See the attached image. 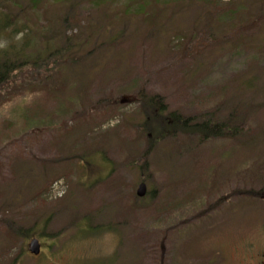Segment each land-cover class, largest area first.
<instances>
[{
	"label": "rangeland",
	"instance_id": "rangeland-1",
	"mask_svg": "<svg viewBox=\"0 0 264 264\" xmlns=\"http://www.w3.org/2000/svg\"><path fill=\"white\" fill-rule=\"evenodd\" d=\"M0 27L40 52L0 87V264L264 262V0H0ZM139 90L227 128L149 147Z\"/></svg>",
	"mask_w": 264,
	"mask_h": 264
},
{
	"label": "trees",
	"instance_id": "trees-1",
	"mask_svg": "<svg viewBox=\"0 0 264 264\" xmlns=\"http://www.w3.org/2000/svg\"><path fill=\"white\" fill-rule=\"evenodd\" d=\"M8 23L7 19L2 20L1 26ZM27 32L25 31L26 35ZM22 39L19 46L9 44L7 48L0 50V87L10 83L15 70H19L26 65L33 66L40 59V52L36 54L39 57H32L26 53V49L28 48L27 42L25 37ZM12 57L15 60H12ZM134 96L141 103L142 109L146 113L143 127L151 132L152 138H147L149 147L152 145V141L155 142L157 139L174 137L177 133L196 135L205 139L223 134L225 128L222 124L227 128L226 121L221 122L222 124L219 122L213 123L211 119L208 118V120L203 117L200 122H193L192 118L183 117L176 112L165 114V104L161 102V98L159 96H147L143 90H139Z\"/></svg>",
	"mask_w": 264,
	"mask_h": 264
},
{
	"label": "water",
	"instance_id": "water-1",
	"mask_svg": "<svg viewBox=\"0 0 264 264\" xmlns=\"http://www.w3.org/2000/svg\"><path fill=\"white\" fill-rule=\"evenodd\" d=\"M125 99H120V103H124ZM146 193V186L144 183H140L137 187L136 190V196L137 197H142L144 196ZM28 251L33 254L36 255L39 253V243L37 239H33L30 241L29 245H28Z\"/></svg>",
	"mask_w": 264,
	"mask_h": 264
},
{
	"label": "flooded vegetation",
	"instance_id": "flooded-vegetation-1",
	"mask_svg": "<svg viewBox=\"0 0 264 264\" xmlns=\"http://www.w3.org/2000/svg\"><path fill=\"white\" fill-rule=\"evenodd\" d=\"M39 243V242H38ZM40 250H41V248H40V243H39V253H40ZM39 253L38 254H36V255H39ZM264 255V254H263ZM264 262H263V260L261 259L259 262H258V264H263Z\"/></svg>",
	"mask_w": 264,
	"mask_h": 264
},
{
	"label": "built area",
	"instance_id": "built-area-1",
	"mask_svg": "<svg viewBox=\"0 0 264 264\" xmlns=\"http://www.w3.org/2000/svg\"><path fill=\"white\" fill-rule=\"evenodd\" d=\"M56 183L58 184V182H54V184H53V185H55ZM51 190H52V189H51Z\"/></svg>",
	"mask_w": 264,
	"mask_h": 264
}]
</instances>
